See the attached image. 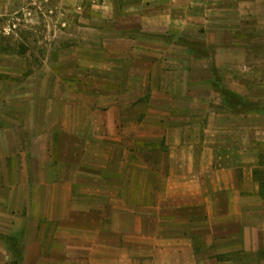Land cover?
<instances>
[{
    "label": "crops",
    "instance_id": "0c3cea01",
    "mask_svg": "<svg viewBox=\"0 0 264 264\" xmlns=\"http://www.w3.org/2000/svg\"><path fill=\"white\" fill-rule=\"evenodd\" d=\"M31 6L59 10L63 25L76 24L85 35L102 36L97 46L88 43L71 50L82 58L81 71L102 82L90 81L102 89L99 107L89 113L91 130L128 136L126 130L141 118L143 102L160 107L146 111L142 120L149 128H132L129 135L161 138L169 148L168 162L158 165L164 187L155 200L159 210H167L164 215L179 222L182 235L177 256L163 264H264V114L233 117L221 93L230 90L242 101L264 105V65L247 61L235 66L230 60L238 41L246 48L257 41L235 39L234 26L257 24L258 41L264 37V0H0L5 11ZM212 8L216 10L211 15L201 13ZM72 13L80 15L78 22ZM193 21L212 26L218 52L211 57L193 58L194 51L168 42L188 37L186 27ZM246 55L250 57L244 51ZM221 57L227 65L219 66ZM240 74L248 82L237 80ZM215 76L222 77L217 86ZM21 99L0 96V106L8 108ZM170 103L199 104L209 115L203 126L170 125L191 120L172 116L165 108ZM132 106L135 112L128 115L126 108ZM24 118L21 112L0 107V264H75L68 250L79 238L65 233L83 232L74 221L89 213L77 205L82 201L78 185L88 180L78 178L86 164L83 134L62 120V132L55 145H49L42 132L27 137ZM48 148L54 149V160L33 161ZM32 167L40 176L28 181L22 176ZM52 221L59 228H43ZM57 244L60 250L53 248Z\"/></svg>",
    "mask_w": 264,
    "mask_h": 264
},
{
    "label": "rangeland",
    "instance_id": "374dc122",
    "mask_svg": "<svg viewBox=\"0 0 264 264\" xmlns=\"http://www.w3.org/2000/svg\"><path fill=\"white\" fill-rule=\"evenodd\" d=\"M215 10L206 9L201 13L211 15ZM28 13L31 16H27ZM61 14L59 10L55 12L33 6L29 10L18 7L7 11L0 9V96H20L25 99L10 104L8 108L6 105L0 107L12 113L24 114L21 124H26L27 137L39 136L42 132L43 137L48 136L49 145H55L57 135L62 132V120L69 129H78L83 134V162L86 164L82 166L84 169L79 170L78 178L87 177L88 180L82 179L84 184L80 182L78 185L82 201H77V205L89 213L74 221L76 225L84 227L83 232L65 233L66 236L79 238L78 243L69 244L72 249L68 250L75 264L168 263L171 256H177L179 234L182 235L179 222L175 217L164 215L167 210H159L158 201L155 200L157 191L164 187L158 165L168 162L169 148L162 143L161 138L129 135L132 128L143 131L150 127L142 119L152 107L144 102L139 106L140 110H137L141 118L126 130L128 136H104L91 130L89 113L99 107L97 102L98 97L102 96V89L92 87L90 81H97L100 85L102 82L90 73L81 71L80 68L84 67L82 58L71 50L82 48L88 43L97 46L102 36L98 33L85 35L81 26L76 24L70 27L63 25L58 20ZM63 16H68V13ZM78 16V13H72L74 22H78ZM17 19L20 20L19 25L7 35L5 27L12 26ZM234 27L235 39L254 37L257 41L247 48L238 41L240 45L232 46L236 55L230 60L234 61L235 66L247 61L251 65H264V43H261L264 37L258 41L261 37L258 25L241 23ZM186 30L185 34L189 38L171 37L168 42L181 49L194 51L193 58L202 55L211 57V53L218 52V47L212 43L215 32H212L211 25L193 21ZM72 34L75 36L72 37ZM86 36L88 40H84ZM244 51L249 52L250 57L242 56ZM225 59L221 57L220 62H223L219 66L227 65L224 64ZM173 70L176 71V68ZM235 76L242 82L241 74ZM220 77L219 80L222 79ZM243 79L248 82V78ZM234 103L233 117L264 114V105L260 103L251 106L240 99ZM255 106L259 108L257 111H253ZM158 107L155 105L152 109L155 111ZM165 108L172 116L191 117V120L188 119L190 121H169L170 125L175 122H198L203 126L205 115H209L206 108L199 104L193 107L170 103ZM134 112V106L126 108L128 115ZM48 149L34 155L33 161L43 163L51 158L54 160V149L52 152ZM37 171L38 168H29L28 174L22 177L30 181L40 176ZM44 171L49 170L44 168ZM103 172L106 173L104 176ZM43 228H59L58 222H44ZM168 244H171L172 249L168 248ZM53 248L61 249L58 244ZM18 259H21L19 252Z\"/></svg>",
    "mask_w": 264,
    "mask_h": 264
},
{
    "label": "trees",
    "instance_id": "16d2710c",
    "mask_svg": "<svg viewBox=\"0 0 264 264\" xmlns=\"http://www.w3.org/2000/svg\"><path fill=\"white\" fill-rule=\"evenodd\" d=\"M214 83H216L215 85L217 86V85H219V80L217 79V77L215 76V79H214ZM219 89V88H218ZM221 93H222V96L224 97V98H226V100L228 101V103H229V105H230V107H231V109H234L235 108V103H234V101H236V99H240L241 100V98H240V96H238L237 94H235V93H233V92H231L230 90H221ZM251 106H253V104H251ZM258 108V107H257ZM256 108V106H255V108L253 109V111L255 110V111H257L258 109ZM263 108V107H262ZM261 111H263V110H261ZM146 145V144H145ZM148 145V144H147ZM145 160H147V157L145 158Z\"/></svg>",
    "mask_w": 264,
    "mask_h": 264
},
{
    "label": "built area",
    "instance_id": "2783aa9c",
    "mask_svg": "<svg viewBox=\"0 0 264 264\" xmlns=\"http://www.w3.org/2000/svg\"><path fill=\"white\" fill-rule=\"evenodd\" d=\"M19 23H20V20L19 19H17L14 23H13V25L12 26H6L5 27V33L7 34V35H10L11 33H13L14 31H15V29L17 28V26L19 25Z\"/></svg>",
    "mask_w": 264,
    "mask_h": 264
}]
</instances>
